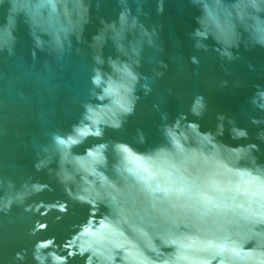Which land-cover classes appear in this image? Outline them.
Returning <instances> with one entry per match:
<instances>
[{"label": "clouds", "instance_id": "clouds-1", "mask_svg": "<svg viewBox=\"0 0 264 264\" xmlns=\"http://www.w3.org/2000/svg\"><path fill=\"white\" fill-rule=\"evenodd\" d=\"M168 2L112 0L106 18L105 0H0V53L15 55L22 22L33 56L60 59L74 40L92 60L77 122L32 148V167L66 200L36 199L52 188L31 175L0 174V217H33L28 246L0 238V264H264V61L254 59L264 53V0H182L191 30L166 45L150 9L163 17ZM224 94L243 103H216ZM169 98L179 106L171 117ZM138 112L158 117L156 140L139 126L108 135L122 136ZM74 206L86 211L66 235L48 234L51 212L60 223Z\"/></svg>", "mask_w": 264, "mask_h": 264}, {"label": "water", "instance_id": "water-1", "mask_svg": "<svg viewBox=\"0 0 264 264\" xmlns=\"http://www.w3.org/2000/svg\"><path fill=\"white\" fill-rule=\"evenodd\" d=\"M181 2L182 0H169L163 17L155 16L154 7L150 9L153 20H159L166 25L165 31L161 34L166 45L172 39L186 41V33L191 30L193 10L185 7L184 13H180L178 7ZM113 7L112 0H105L101 14L111 18L114 15ZM6 8L7 5L0 8V23H3ZM95 30V25H89L85 37L90 40ZM16 36L15 55L0 53V174L7 173L18 181L31 175L42 183H49L52 188L51 192H45L36 199L47 202L63 201L66 200L64 193L49 179L46 172H36L32 167L34 160L32 148L47 143L52 132L69 131L71 125L79 119L82 112L80 104L88 98L90 88L91 56L87 45H77L74 40L72 52L60 59L39 51L33 56V42L26 25L22 22L18 24ZM76 47L81 49L79 53L75 51ZM167 51L172 52L174 49L169 46ZM182 51L185 55L191 53L189 47ZM105 53L111 54L110 45L106 47ZM254 59L264 61V53L254 54ZM144 70L147 71V65ZM238 72L243 74L246 69L240 67ZM191 86L189 83V87ZM152 100L153 97H148L142 103L150 104ZM216 103L235 109L243 103V95L224 94L217 97ZM164 110L171 117L177 113L179 106L174 99L169 98ZM157 121L158 117H144L138 112L137 117L130 120L128 130L122 136L112 132L108 135L128 138L134 128L139 126L145 130L150 141H154L158 138L155 129ZM85 147L87 145H82L75 151L82 152ZM85 211L79 206H74L60 223L52 222L54 216L59 214L52 211L47 217L50 223L48 234L62 238L66 235L68 223L81 218ZM11 215L16 217L15 224L9 223L8 218L0 217V238L11 239L15 236L17 244L28 246L31 238L26 237L23 228L30 225L33 217L19 209H14ZM11 251L10 248L9 254Z\"/></svg>", "mask_w": 264, "mask_h": 264}]
</instances>
